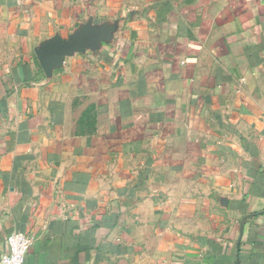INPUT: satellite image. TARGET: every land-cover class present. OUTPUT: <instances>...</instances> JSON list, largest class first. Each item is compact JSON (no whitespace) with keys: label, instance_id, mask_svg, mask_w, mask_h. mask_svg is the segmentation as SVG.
Masks as SVG:
<instances>
[{"label":"crops","instance_id":"obj_1","mask_svg":"<svg viewBox=\"0 0 264 264\" xmlns=\"http://www.w3.org/2000/svg\"><path fill=\"white\" fill-rule=\"evenodd\" d=\"M14 232L26 264H264V0H0V264Z\"/></svg>","mask_w":264,"mask_h":264},{"label":"water","instance_id":"obj_2","mask_svg":"<svg viewBox=\"0 0 264 264\" xmlns=\"http://www.w3.org/2000/svg\"><path fill=\"white\" fill-rule=\"evenodd\" d=\"M92 38L87 37L86 41H79L77 39L76 42H55L48 46L43 47L39 53L38 57L42 66L45 69H48L53 63L57 62L60 57L65 55H70L74 51H79L84 49L85 47L91 44Z\"/></svg>","mask_w":264,"mask_h":264},{"label":"built area","instance_id":"obj_3","mask_svg":"<svg viewBox=\"0 0 264 264\" xmlns=\"http://www.w3.org/2000/svg\"><path fill=\"white\" fill-rule=\"evenodd\" d=\"M32 242V237L25 233H12L8 238V252L3 255L1 264H26Z\"/></svg>","mask_w":264,"mask_h":264}]
</instances>
